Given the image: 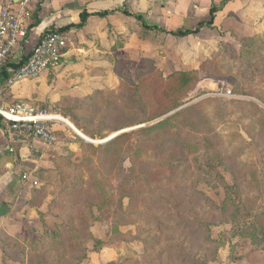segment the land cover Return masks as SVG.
Masks as SVG:
<instances>
[{
  "label": "rangeland",
  "instance_id": "374dc122",
  "mask_svg": "<svg viewBox=\"0 0 264 264\" xmlns=\"http://www.w3.org/2000/svg\"><path fill=\"white\" fill-rule=\"evenodd\" d=\"M171 2L183 6L188 3L193 5V0H134L133 9L136 10L129 11L142 16L145 22H150L148 24L151 25L155 15H158L154 10L164 8ZM142 7L144 12L139 11ZM204 16L205 14L199 16L198 20ZM185 19L186 17H183V24L180 22V25H183V28L191 27V23L184 24ZM161 23L166 24L168 29L174 27L171 25V19ZM139 29L137 37L134 34V42L128 41V47L125 46V49L113 55L111 66L105 63L109 62L110 55L99 52L94 58L86 54L75 57L77 63L87 65L86 69L82 70L67 65L63 59L59 67L48 71V76L44 77L42 82L34 80L38 90L33 96L16 101L60 115L58 107L85 102L86 98L95 97L96 92L99 96L111 90L120 93L119 102L129 98L130 101L134 99L133 102L137 105L143 102L142 92L139 94V91L135 90V95L125 97L124 92L133 94L135 85L139 81L141 83L139 78L143 77V72L151 71L153 80L147 86V101L154 104V99L163 100L164 96L169 102L166 101L163 107L152 113H149L150 109L147 110L146 107L145 112H136V116H139L136 120L140 119L137 121L144 124H138L135 120L129 128L117 132L120 134L155 126L206 98L237 101V105L230 103L222 113L216 111V104L208 106L205 109L211 115L208 126L213 127L210 140L207 138L209 135L200 132V138L194 142L185 138V144L196 149L205 147L207 142L213 155L210 168L217 169L229 185L236 186L238 197L228 199L222 180L215 177V174H201L202 164L192 160L196 157L201 159V155L191 156L192 153L186 157L189 163L179 157L184 163L179 168L191 170L190 178L180 179L182 176L178 174L172 178L170 184L168 181L160 184L164 171L171 170L170 165L173 164L175 156L173 152H162L158 147L159 138L162 137V132L159 131L169 129L166 137L170 140L177 139L173 137L175 130H181L186 136L196 134L198 127L190 121L196 117L194 109L177 117L176 128L171 124L170 127L158 130L156 134L154 132L152 137L155 140L151 145L147 146L150 139L140 140L145 142L140 151L141 143L129 139L116 145L119 152H113L108 142L102 143L117 134L110 133L111 130L105 133V136L103 134L106 139H91L76 127L70 128L64 122L56 123L55 130L57 129L58 133L57 141L53 145L56 147L54 165L47 170L51 172L41 176L38 181L41 185L34 190L33 195L35 191L38 193L33 203L31 202V208L36 212L35 217L30 220L32 224L27 225L21 237L6 239L4 249L9 264H62L63 259L64 264H74L75 260L81 258L84 261L82 264L87 263L89 258L87 259V253L84 256L82 248H94L95 239H112L109 237L110 222L106 224L90 218L89 207L93 218H98V210L102 205L116 206L117 201L113 199H118L125 192H132L134 196L140 197L162 195L168 186L178 192L176 202L185 204L183 213L172 210V221L169 222L170 231L167 235H162L152 225H144L138 215L133 214L132 221L137 220L135 225L126 224L125 221L119 225L122 231L126 232L122 233L124 237H118L121 240H117V243L122 245L115 249L106 248L104 254L92 258L93 264L101 262L103 256H107V261L119 259L120 261L116 262L118 264H264V51L257 54L249 52L244 56L240 50L242 42H264V0H251L247 10L241 13L239 22L231 25L229 29H208L209 31L198 37L181 40L164 34L148 37L145 40L150 49L145 54L137 49L138 34L142 31L140 27ZM108 34V39L113 38L112 43L118 40L112 26L109 27ZM123 42L126 43V39H123ZM86 43L83 37L80 39L70 35L66 52L84 45H92ZM146 54L150 58H145ZM85 59L89 62L85 63ZM210 61L213 64H209V71H204V65ZM185 70L200 71L201 83H198L188 96L185 95L187 98L177 100V103L181 99L185 102L180 108L170 112L167 110L163 116H157L170 105L171 94V91L167 92L170 87L159 85L164 84L169 74ZM156 88L161 90L156 91ZM236 89L240 92L235 93L233 97L225 96L227 91L234 92ZM5 94L8 96L7 92ZM207 103L204 104H210ZM144 117L146 118L143 119ZM64 118L73 124L71 119ZM87 124L93 125L92 122ZM124 124L125 121L111 124L110 127ZM218 137L221 139L218 140ZM222 151L229 158V163L219 167L217 153ZM170 173L167 172L169 175ZM138 177H149L152 181L149 184L143 183L131 191H121L122 181L127 179L131 185ZM158 177L160 181L156 182ZM77 181L80 183L79 187L73 188ZM75 193L79 195L75 196ZM137 203L142 205L136 207L135 211H141L144 204L148 203V198ZM83 205H87V210ZM132 206L130 198L123 199L124 214L131 213L129 211ZM155 207L158 209L156 214L161 219L160 215L166 207L159 203ZM77 215L85 221L79 227L82 238L70 241L69 231L73 224H78V219L70 227L69 218H76ZM186 221H192L193 226L186 229ZM179 223L184 226H179ZM49 231H57L58 239L48 237ZM37 239L40 244L35 243ZM80 248L81 252L78 251ZM146 250L148 255L145 257Z\"/></svg>",
  "mask_w": 264,
  "mask_h": 264
},
{
  "label": "trees",
  "instance_id": "16d2710c",
  "mask_svg": "<svg viewBox=\"0 0 264 264\" xmlns=\"http://www.w3.org/2000/svg\"><path fill=\"white\" fill-rule=\"evenodd\" d=\"M230 2H232V0H223L221 6L219 7L215 4H213L211 6V9L209 11V15L208 17H206L204 20L199 21L197 26L195 28H191V29H177V30H168L165 27H162L160 25H149L147 22H145V20L143 19L142 16L137 15L135 13H131L128 10L124 11V14H126L127 16H131L133 18H135V20L137 21V23L141 26L144 35H142L141 37L143 39H147L148 37H152V36H157L158 34H164L166 36H173L176 38H185L188 36H197L199 34H201L202 29L203 28H208L211 30H215L216 29V17L217 14L222 11L225 7H227L228 4H230ZM99 17H105L108 15V12H101V13H97L96 14ZM92 16V14L85 12H82L80 14V23L77 25H70L68 27H65L63 29H59L57 30L58 32L62 33V34H66V31L71 28H78L81 29L83 28L88 19ZM53 31V30H50ZM49 33V32H47ZM241 54L245 56V54L247 53H254L257 54L259 53H263L264 51V42L263 41H258L255 40V42H242L241 45ZM240 54V55H241ZM30 55V54H29ZM28 55V57H29ZM25 61V60H24ZM22 61V63L24 62ZM20 63V64H22ZM213 64L212 61L207 62L204 67L203 70L204 71H209V64ZM14 67H17L18 64H14ZM202 69V68H201ZM2 76H4L5 78L7 77V72H5ZM161 76V75H160ZM139 80H141L135 85L134 87V93L133 94H129V92H124V97L130 96V95H135V90L139 91V94H141L140 92H142V100L143 102L140 104H137L133 102L134 99H132L131 101L129 100V98L126 99V101L122 100V102H119L118 100V96H120V93H115L113 91H107L104 92L103 94H100L99 96L97 95L98 92H96L94 95H96L95 97H88L86 98L87 101L85 102H77L74 103L72 105L69 106H64V107H58L57 111L59 114H61L63 117H67L69 119H71L72 123L74 124V126L79 129L85 136L91 138V139H99V140H103L106 139L105 133H107L109 130H111L110 133L114 134L117 132H120L126 128H129L131 123H134L136 120V112L142 113L143 111L145 112V107L147 108V110H149V113L152 111H155L161 107L164 106V104L167 102H169L167 100V98H165L163 96V100L160 98H156L154 99V104L150 103L147 101V97L148 95L146 94V90H147V86H149L148 84L152 83L153 80V76L151 75V71L150 72H143V77H141V79L139 78ZM201 81V72L200 71H196V70H192V71H177L175 73H173L172 75H170L168 78L165 79L164 84H161L159 86L162 87H170L169 90H167L168 93L171 94L169 95L170 97V105L167 106V109H165V111H161L157 116H163L165 113H167L168 111H172V110H176L178 108H180L185 102H183L184 100H182L184 97L187 98L188 94L190 91H192L194 89V87ZM2 88V84H0V89ZM161 88H156V91H160ZM232 91V90H231ZM239 89L235 90L234 92L232 91V93L235 95V93H239ZM187 94V96H185ZM183 97V98H182ZM107 99V101L105 102V99ZM179 98H182L180 102L177 103V100ZM105 102V103H104ZM209 102V105H205L204 103ZM238 104L237 101H230L228 102L227 100H223V99H215V98H206L200 102H198L195 105L190 106L189 108H185L184 110H181L180 112H178L177 114L165 119L164 121L156 124L155 126H150V127H145V128H140L137 131H128V132H124L121 133L119 135H117L115 138H112L111 140L108 141V145L110 147H112L113 152H119V148L116 147V145H119L120 142L122 140H124V142L128 141L129 139H132L134 141L138 140L137 142L141 143L139 146V151L141 150V146L144 144L145 142H141L140 140H144V139H150V142L147 144V146L151 145V143H154L155 138H153L152 134H156L158 133L157 131L160 129H163V127H170V125L172 124V127L176 128V121H177V117L183 114H185L188 110L194 109L195 113H196V117L191 118L190 121H192L193 124H196L198 129H197V133L193 134L192 136H186L182 133L181 130H175L173 131V137L177 138L176 140H170V138H167L166 135H168L167 130L166 129L163 131H159L162 132V137L159 138L160 141V150H162V152H173V155L175 156L174 162L173 164L170 165L171 170H167L164 171V174L161 176V181L158 177V180H155L156 182L160 181L161 182H167L168 184H170L172 178L174 176H178V174H181L182 177L181 178H190V171L187 168L180 169L179 167L181 165H183L184 163H182V159H184V162H190L187 160V156H190L189 153H192L191 156H195V155H201V159H197L194 158L192 160H196L197 164H202V168L200 170L201 174H207L209 176H211L212 174H215V177L219 178L222 180L223 182V187L226 190L227 194H228V199L229 198H233L234 196H236L235 198H237V191L236 186H231L226 182V179L220 174V172L215 169V168H210V160L212 158L213 155H211V152L209 150V145L206 142V146L203 147L201 146L200 148H193V147H189L187 144H185L186 139H189L191 142H194L195 140H197L198 138H200V134L201 133H205L207 135H209L207 138L209 139V137H211L210 135L213 133V127L210 125L208 126L209 122H210V114L209 112L205 111V109L208 108V106L210 105H215L217 106L216 111H219L220 113L224 112V110H226L229 106V104ZM208 104V103H207ZM140 106V107H138ZM141 111H140V109ZM139 109V111H138ZM168 110V111H167ZM167 111V112H166ZM120 118H122V120L120 121ZM146 117H144L143 119H145ZM140 120V119H137ZM136 120V121H137ZM0 121H2V119L0 118ZM125 121L124 125H119L117 127H113L111 128L110 125L111 124H115V123H121ZM134 121V122H133ZM93 123V125L91 124H87V123ZM138 124H144L142 123V121H137ZM169 125V126H168ZM201 129H200V128ZM200 129V130H199ZM211 131V132H210ZM201 132V133H200ZM209 132V133H208ZM104 134V136H103ZM176 134V135H175ZM221 137H218V140H220ZM210 140V139H209ZM132 146V145H131ZM205 149V150H204ZM122 152V151H120ZM201 152H203L201 154ZM219 155V161L217 163V165L223 166L226 163H229V158L227 156L224 155L223 151L221 153H217ZM211 155V156H210ZM182 158V159H179ZM169 171L170 175L167 174V172ZM47 172H51V171H46ZM152 181L151 179H149V177H138L137 181L132 182L131 185L128 183L127 179H125L124 181L121 182L120 187H121V191H125V190H129L131 191V189H134L137 186H141V184H149V182ZM80 183L77 181L76 185L73 186V188H77L79 187ZM165 186V185H164ZM117 190V189H116ZM70 192V191H69ZM38 191H35V197L37 195ZM162 195H150V196H146L148 198V203L144 204L143 209H141V211H135L136 207H140V205H142V203H137V202H143L144 200H146V197H140V196H134V194L132 192H125V194H121L120 197L118 199H113L117 201L116 206H114L113 204L107 206L106 204L101 206V209L98 210L99 212V217L97 218H93V214H91V209L89 207V217L92 219H96L97 221L99 220L100 222H105L106 224H109L110 226V232L111 235L109 237H111L112 239L109 240H100V239H95L94 240V251H100L101 248L109 243H117V240H121V238L118 237H124L122 235V232L120 230V224L123 223L125 221L126 224H131V225H135L137 220L132 221L133 218V214L138 215V218L142 221V223L144 225H152L154 226V228L160 232L162 235H167V232L170 231V229H168L169 226V222L171 223V212L172 210L175 211L176 213L180 212L183 213L184 211V207L183 205L185 204V202L183 203V205L181 204L182 202H180V204H178L176 202L177 197H179L178 192L175 191V188L173 187H165V189L163 190ZM79 193H75V196H78ZM114 198H116L114 196ZM125 198H130L132 200L133 206L131 207V210L129 212V214H124L122 211V201ZM173 199V200H172ZM163 204L164 207H166L161 216V219L159 217V215H157V211L158 209L155 207V205L157 204ZM84 209L87 210V205H83ZM80 212V211H79ZM110 212H112L111 214H109ZM79 215V214H78ZM76 216V218H69V223H70V227L71 224H73L74 222H78V224H73L71 227V230L69 231L71 234L69 236V240L70 241H74V240H80L82 238V235H80V224H84V220L80 217V216ZM109 215V216H108ZM192 221H186L184 226L183 224L179 223V226H184L186 229H189L190 227L193 226V224L191 223ZM96 223V222H95ZM48 237H50L51 239L53 238H57L59 237L57 231H49L48 233ZM194 236V235H193ZM9 237H7L6 239H8ZM6 239L3 241L2 240V245L4 248V244L6 243ZM12 239V238H10ZM14 239V238H13ZM40 240L37 239L35 241L36 244H40L41 242H39ZM59 242V241H58ZM34 243V244H35ZM75 246V245H74ZM74 249L77 250L76 247H74ZM73 249V250H74ZM71 250V247H70ZM79 252H81V248L78 249ZM82 251L84 252V256H86L85 253H87V259H88V254H89V247H84L82 248ZM4 252V258H6L5 255V249L3 250ZM148 255V251L146 250V254H144V256L146 257ZM144 257V258H145ZM158 257H159V252H158ZM143 258V259H144ZM7 259V258H6ZM87 261V260H86ZM143 261V260H142ZM74 264H82L83 258L75 260ZM65 263V259L62 260V264ZM112 264V263H111ZM114 264V263H113ZM118 264V263H115Z\"/></svg>",
  "mask_w": 264,
  "mask_h": 264
},
{
  "label": "crops",
  "instance_id": "0c3cea01",
  "mask_svg": "<svg viewBox=\"0 0 264 264\" xmlns=\"http://www.w3.org/2000/svg\"><path fill=\"white\" fill-rule=\"evenodd\" d=\"M132 1L134 0H33L30 6L32 9V18L28 24L26 36L21 41L20 47L14 52V62L19 63L26 60L32 49L50 30H59L70 25L79 24L81 21L80 14L86 11L92 14L86 25L81 29L71 27L66 31V35L68 38L70 35L80 39L83 37L84 42H87L86 44L92 45H84L78 49L65 51V58L63 57L64 60H62L67 65H73L72 67L81 68L82 70L86 69L87 65L77 63L75 57L86 54V56L91 55V58H94V55L99 52L100 54L105 53L110 55L109 62H105L106 65H110V60L113 55H117L119 51H122L123 48L125 49L128 41L132 40V42H134V34L137 37L136 34L140 30L139 27L141 28L137 21L133 20V17L131 18L123 14L125 10H136L133 9L134 4ZM220 1L221 0H193V5L188 3V5L185 6L171 2L164 8L159 7V9L154 10L158 15H155L151 25H162V27H165L167 25L161 22L171 19V25H174L175 28L168 29L165 27L168 30L195 28L199 21L208 17L213 4L222 7L220 3H222L223 0ZM247 3L248 5L246 6ZM250 3L251 0H232L227 7L217 14L215 25L218 29L215 30L220 31L219 27L229 29L231 25L234 26L235 23L239 22L241 13L243 14L247 10ZM139 11L144 12L145 10L142 7ZM101 12H108V15L105 17L96 15ZM204 14L205 16L198 20V17ZM183 17H186V22H184V24L188 23L190 25L191 23V27L183 28V25H180V22L183 21ZM148 23L150 24V22ZM181 24H183V22H181ZM194 24L195 26H193ZM110 26H112L117 33L118 40L115 43H112L113 38H111V40L108 39V30ZM239 28L241 31V27ZM207 31H209L208 28H203L199 35L205 34ZM236 34H238V31H236ZM140 35H144L143 30L138 34L139 40L137 38V49L142 50V53L145 54L147 50L150 49V46L147 45L149 43L145 39L140 38ZM199 35H197V37ZM169 37L181 40L186 38L191 39L194 36L185 38ZM123 39H126V43L123 42ZM202 41L205 40L202 39ZM95 43L96 45H94ZM144 57L150 58L147 54L144 55ZM84 61L85 63L89 62L86 59ZM48 74L49 73L46 72L38 78L31 80L33 83L28 81L10 86L8 90H6L8 93V100L15 101L30 98L38 90L35 81L40 80V82H42L44 77L46 78ZM0 84H3L2 80H0ZM38 96L40 97L41 94H38ZM53 145L47 146L37 140L17 136L14 137L8 133L6 127L2 121H0V264H9L7 259L4 258L2 240L4 241L7 237H21L27 225L32 224L30 220L36 215V212L31 208V202L35 198L33 193L34 190L41 185V182H38L37 185H35L34 182L40 181L41 176L54 165V159L56 157L54 149H56V147ZM25 177H27V179H25ZM120 230L122 233H126L122 231V228H120ZM120 245H122V243H109L104 245L101 250L97 252L94 251L93 248H89V259L87 263L93 264L92 258L102 253L104 254L103 251L106 248L112 247L115 249ZM106 258L107 256H103L101 261L103 263L97 262L96 264H111L120 261L119 259H109V261H107Z\"/></svg>",
  "mask_w": 264,
  "mask_h": 264
},
{
  "label": "built area",
  "instance_id": "2783aa9c",
  "mask_svg": "<svg viewBox=\"0 0 264 264\" xmlns=\"http://www.w3.org/2000/svg\"><path fill=\"white\" fill-rule=\"evenodd\" d=\"M33 0H0V118L12 136L37 140L50 146L57 141L55 124L63 118L50 110H38L25 102L8 100L6 90L17 83L38 78L61 65L69 38L57 30L49 31L22 63H15L14 52L26 36L32 18ZM22 63V64H20ZM14 64H18L14 67ZM7 72V77L2 76ZM226 97H233L227 91ZM27 179V177H25ZM35 185L38 181L34 182Z\"/></svg>",
  "mask_w": 264,
  "mask_h": 264
},
{
  "label": "bare ground",
  "instance_id": "6f19581e",
  "mask_svg": "<svg viewBox=\"0 0 264 264\" xmlns=\"http://www.w3.org/2000/svg\"><path fill=\"white\" fill-rule=\"evenodd\" d=\"M61 117H62V116H61ZM62 118H63L62 121H63L66 125H68L70 128L75 127L74 124H71V122H70L68 119H66V118H64V117H62ZM119 134H120V133H117V134H115L114 136H111L109 139L111 140L112 138L116 137V136L119 135ZM109 139L103 141L102 143H105V142L108 141Z\"/></svg>",
  "mask_w": 264,
  "mask_h": 264
},
{
  "label": "water",
  "instance_id": "95a60500",
  "mask_svg": "<svg viewBox=\"0 0 264 264\" xmlns=\"http://www.w3.org/2000/svg\"><path fill=\"white\" fill-rule=\"evenodd\" d=\"M109 140H110V139H109ZM109 140H108V141H109ZM108 141H106V142H108ZM106 142H105V143H106Z\"/></svg>",
  "mask_w": 264,
  "mask_h": 264
}]
</instances>
